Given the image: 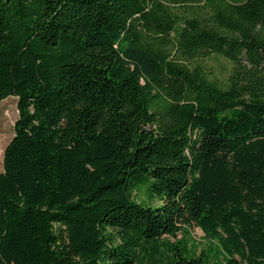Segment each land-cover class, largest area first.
Listing matches in <instances>:
<instances>
[{"label":"trees","instance_id":"trees-1","mask_svg":"<svg viewBox=\"0 0 264 264\" xmlns=\"http://www.w3.org/2000/svg\"><path fill=\"white\" fill-rule=\"evenodd\" d=\"M8 96L0 264H145L188 220L264 264V0H0Z\"/></svg>","mask_w":264,"mask_h":264},{"label":"rangeland","instance_id":"rangeland-1","mask_svg":"<svg viewBox=\"0 0 264 264\" xmlns=\"http://www.w3.org/2000/svg\"><path fill=\"white\" fill-rule=\"evenodd\" d=\"M204 14H208L203 9ZM184 15H187L183 12ZM200 64L209 78L222 82L229 74L231 63L225 58L211 54L202 60H191L190 64ZM18 117L17 99L8 96L0 101V172L3 170V151L14 135V124ZM136 199L143 206L156 208L162 203L159 196L152 194L147 185L136 191ZM114 243L121 242L120 235L108 230ZM223 235V234H222ZM141 249L137 251L145 264H227L228 259L234 258L240 264H245V259L237 253L227 255L221 248L218 239L208 240L196 225L194 220L180 224V229L174 234H163L159 238L139 240Z\"/></svg>","mask_w":264,"mask_h":264}]
</instances>
